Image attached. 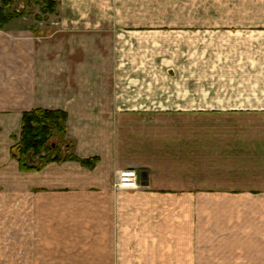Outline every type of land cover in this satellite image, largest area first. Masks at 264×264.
Instances as JSON below:
<instances>
[{
    "label": "crops",
    "instance_id": "1",
    "mask_svg": "<svg viewBox=\"0 0 264 264\" xmlns=\"http://www.w3.org/2000/svg\"><path fill=\"white\" fill-rule=\"evenodd\" d=\"M135 8L133 0H62L59 27L46 45L33 42L30 54L22 43L7 53L0 30V72L13 69V81L0 90H21L24 79L30 90H50L44 109L67 114L74 156L47 164L46 177L30 173L29 183L17 175L18 164L3 160L0 193L50 191V232L80 244L61 248L73 254L68 264H264L262 246L247 254L245 247L238 252L241 242L215 244L216 218H226L228 233L240 239L244 208L264 207V7L253 10L254 19L245 8L214 12L200 29L212 32V54H191L185 80L182 66L176 69L179 100L158 113L120 109L119 46L126 44L119 32L134 31L138 16L146 20L145 8ZM1 117L11 121L10 114ZM4 141L2 134L0 147ZM125 168L139 174L138 189L114 188ZM92 232L109 241L87 246Z\"/></svg>",
    "mask_w": 264,
    "mask_h": 264
},
{
    "label": "rangeland",
    "instance_id": "2",
    "mask_svg": "<svg viewBox=\"0 0 264 264\" xmlns=\"http://www.w3.org/2000/svg\"><path fill=\"white\" fill-rule=\"evenodd\" d=\"M3 1H10V4L3 7L4 13L13 16L0 29L7 32L2 37L4 40L8 39L7 53L15 48V44L22 43L23 48L25 47L23 53L26 50L30 54L33 42L37 41L39 47L46 45L45 41L50 40V33L59 27L57 24L61 23L62 18L58 10L62 0H0V6ZM133 1L136 4V12H139L138 7L145 8L142 16L146 20L142 21V17L138 16L137 20H140L135 22L134 31L119 32L120 38H123L126 44L119 46L120 61L118 62L117 77L120 109L134 107L141 111V108H145L151 113H158V110L163 108L174 109L179 100H177V96L180 97L179 92L175 90L176 69L180 70L182 66V77L185 80V75L191 68V59L189 58L191 54H212L213 46L207 45V41L212 40L210 37L212 32L200 29L211 24L208 22L210 18L218 16L213 14L214 12L229 7L245 8L247 9L246 17L254 19L253 10L256 7H264V0ZM178 25L181 27L195 26L199 27V30L192 31L187 28L180 30L176 28ZM181 40H183V46H181ZM214 49L216 50L217 47ZM1 50L2 56H5L4 50L6 49L1 48ZM181 51L184 55L182 63L176 57ZM112 67L114 68V64ZM28 70V67L25 68L24 76L27 73L29 75ZM12 71V67L8 64L0 72V88L10 85L9 82L13 81V79L11 80L13 78ZM22 82L21 90H0V112L11 115L10 119L8 118L11 121L7 120V123L2 121V117L0 119V135L3 134L6 143L4 147H0V164L3 160L9 162L10 159L11 164L13 163L15 166L17 164L14 154L17 153L15 146L20 139L22 113L50 106V90H30L26 80L24 79ZM19 100L22 101V104ZM16 118L17 120L20 118V120L17 121ZM52 140L57 141L58 146L61 147V156L65 155L63 145L69 144L65 134L63 136L55 134ZM2 144L0 142V145ZM68 150H70L69 146L66 148L67 152ZM39 158L33 155L28 162L42 164L44 161ZM44 164L38 171L19 170L20 174L17 173V175L23 177L21 178L22 183L31 181L30 173H35L38 177H46L45 167L49 163ZM39 188L30 189L29 187L28 189L27 187V189L17 190L15 193L11 192L12 194L3 190L0 193V264H68V262H72L73 254L71 257L64 255L61 248L66 249L69 246L74 247L80 244L77 242V238L72 236L68 238L66 232L60 233L61 230L55 231V229L50 232V191ZM221 209L230 212L237 208H219V210ZM244 209L241 221L246 227V230L242 231L245 236L239 239L231 232L228 233L229 231L222 222L226 218L218 217L216 221H218L220 230L216 231V246L220 242L227 245L234 244L237 247L239 246L238 242H241V247L237 250L239 252L245 247L247 254L255 247L262 246L264 248V207L258 208V211H255L257 208H253L251 211L250 208ZM257 228L262 229L257 230ZM222 230L224 232H221ZM90 234L86 239L87 246H97L101 242L109 241L108 239L104 241L105 234L103 237L97 232ZM219 234L222 235L221 240L217 239ZM91 257L92 260L96 258L95 256Z\"/></svg>",
    "mask_w": 264,
    "mask_h": 264
},
{
    "label": "trees",
    "instance_id": "3",
    "mask_svg": "<svg viewBox=\"0 0 264 264\" xmlns=\"http://www.w3.org/2000/svg\"><path fill=\"white\" fill-rule=\"evenodd\" d=\"M8 4L10 1H3L2 6H0V29L13 17L3 11V7ZM66 121L67 114L62 110L35 108L22 113L20 139L15 146L17 153L14 154L20 171L35 172L45 165L44 163L74 158L66 151L68 146L71 147L70 144L63 145L65 155L61 156V147L58 146L57 141H51L55 134L63 136L66 133ZM33 155L40 157L39 159L44 162L42 164L38 162L29 163L28 160L32 159ZM78 161L91 166L95 159H79Z\"/></svg>",
    "mask_w": 264,
    "mask_h": 264
},
{
    "label": "built area",
    "instance_id": "4",
    "mask_svg": "<svg viewBox=\"0 0 264 264\" xmlns=\"http://www.w3.org/2000/svg\"><path fill=\"white\" fill-rule=\"evenodd\" d=\"M117 190H135L141 186L140 176L134 168L120 170L113 184Z\"/></svg>",
    "mask_w": 264,
    "mask_h": 264
}]
</instances>
